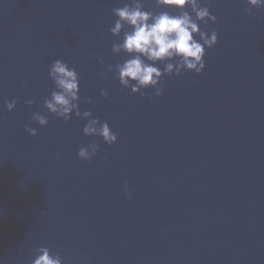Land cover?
I'll return each mask as SVG.
<instances>
[{
	"label": "water",
	"instance_id": "95a60500",
	"mask_svg": "<svg viewBox=\"0 0 264 264\" xmlns=\"http://www.w3.org/2000/svg\"><path fill=\"white\" fill-rule=\"evenodd\" d=\"M129 3L0 0V264H33L41 247L63 264H264V8L201 0L216 23L199 26L218 43L203 73L165 75L157 97L117 78L130 57L113 53L123 33L110 28ZM56 60L79 76L81 113L107 122L116 144L44 107ZM92 143L97 155L81 160Z\"/></svg>",
	"mask_w": 264,
	"mask_h": 264
},
{
	"label": "clouds",
	"instance_id": "9594fccd",
	"mask_svg": "<svg viewBox=\"0 0 264 264\" xmlns=\"http://www.w3.org/2000/svg\"><path fill=\"white\" fill-rule=\"evenodd\" d=\"M154 3L159 8L178 9L179 14L171 15L166 11L154 14L144 10L143 0H130L124 7L113 10L118 19L110 32L115 37L123 33L122 42L112 45L113 53H125L130 57L116 66L120 84L133 94L142 96L145 94L143 90L155 89L158 97L163 94L161 83L165 75L179 76L185 70L197 75L203 73L206 48L212 49L217 45L218 33L212 30L209 35L201 30V23H216V17L211 14L209 6L203 5L201 0H154ZM247 3L252 8H264V0H247ZM189 7L191 12L187 10ZM125 26L131 31H126ZM157 64H163V70L155 66ZM107 67L109 72L113 71L111 65ZM49 76L56 90L44 101L48 112L65 122L70 121L75 113L76 117L88 121L83 128L84 135L101 137L109 146L118 142L117 135L107 122L102 123L100 119L93 118L91 111L81 113L79 76L74 68L62 60H56L49 67ZM102 95L108 99L106 91ZM93 102L91 99L88 101L89 104ZM27 103L31 106L34 102L29 100ZM6 108L9 112L13 111L16 102H6ZM33 119L41 127L49 124L48 119L39 112L33 114ZM26 131L33 137L38 135L34 128L28 127ZM99 149V144L92 143L82 147L78 156L81 160L90 161ZM126 192L131 198L132 191L126 189ZM36 253L33 264H63L61 256H53L47 247L37 249Z\"/></svg>",
	"mask_w": 264,
	"mask_h": 264
}]
</instances>
